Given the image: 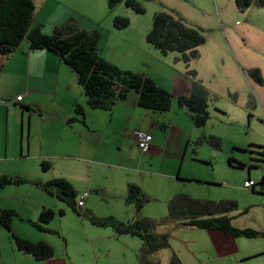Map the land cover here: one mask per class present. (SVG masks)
I'll return each mask as SVG.
<instances>
[{
  "label": "rangeland",
  "instance_id": "obj_1",
  "mask_svg": "<svg viewBox=\"0 0 264 264\" xmlns=\"http://www.w3.org/2000/svg\"><path fill=\"white\" fill-rule=\"evenodd\" d=\"M138 1L144 6L145 13H137L124 2L110 8L109 0H98V4L94 0L92 5L87 0H35V18L37 23H43L41 29L45 34H52L56 24L66 16H77L80 19L77 22L82 26L95 25L101 32L115 17L121 16L130 20L129 25L137 38L141 31L144 33L152 26L156 12H178L190 24L200 27L206 36V42L199 47L201 56L191 63V68L198 71V77L215 96L210 102L207 125L183 131L174 128L170 136L162 138L160 133L166 132L163 127L151 131L155 139L169 145L166 151L158 150L153 162L150 159L143 161L144 167L150 170L149 185L146 175L138 176L125 168L129 165L130 154H136L135 148L134 151L130 149L131 135L135 130L145 129L144 117L138 116L132 123L125 119L118 123L111 120L110 111L90 109L89 120L95 129L91 132L80 122L68 125L63 96L59 92L55 95L50 84L39 82L45 93L35 95L28 110L13 103L19 91L7 93V80L2 86L0 82V156H5V152L8 156L19 155L22 149L26 155L30 142L33 152L46 157L54 174L67 180L77 177L80 188L104 189V194L101 191L91 193L90 205L99 217L115 212L123 219L132 220L138 214L135 206L127 204L121 197L126 195L128 181L136 180L150 198L139 216L159 219L167 215L169 200L185 192L197 199L235 200L237 208L228 213L234 218L233 225L264 231V193L261 192L264 189L261 184L264 182V85H258L247 73L248 69L259 67L264 75V7L254 1L250 7L240 10L236 0ZM108 7L114 9L113 15L101 9L109 11ZM69 21L73 22L72 19ZM28 44L24 39L20 48ZM176 54L169 53L170 62L158 65V74L163 70L171 71L179 64L174 59ZM7 73L11 77L10 72ZM182 75L184 79L189 78L186 69ZM4 77L6 79V75ZM14 80L18 84L19 79L14 77ZM19 84L22 91L32 92V83L20 79ZM76 85L83 89L78 80ZM229 92L236 95L237 101ZM251 94L257 99L255 108L247 106ZM174 103L172 111L178 113L180 120L182 115L188 123L185 108L180 109L177 100ZM203 133L220 138L221 148H214L207 142L196 144V134ZM186 136H193L189 145ZM127 139L130 141L126 144ZM86 147L91 148L87 150ZM85 158L94 162L85 161ZM248 180L257 183L255 191L244 186ZM45 197L54 203L56 211L49 228L60 232L49 234L55 254L48 260H37L22 252L13 264H141L137 260V252L142 246L139 237L117 235L111 227H99L87 217H79L56 196ZM59 208L65 211L64 215L59 214ZM18 224L15 227L18 235L36 238L43 234L34 226ZM2 231L7 248L14 242L7 230L2 228ZM156 232L170 235L171 247L156 254L161 264H169L172 252H176L185 264H264V237L225 235L228 237L225 238L223 234L216 236L207 229L179 222L159 226ZM29 237L26 238L31 239ZM225 240L233 247L230 255L209 252L224 248Z\"/></svg>",
  "mask_w": 264,
  "mask_h": 264
},
{
  "label": "trees",
  "instance_id": "obj_2",
  "mask_svg": "<svg viewBox=\"0 0 264 264\" xmlns=\"http://www.w3.org/2000/svg\"><path fill=\"white\" fill-rule=\"evenodd\" d=\"M256 1L264 7V0H236L238 8L245 10ZM124 2L137 13H145L144 6L138 0H109V6L114 8ZM37 6L34 0H0V55L7 60L21 45L24 39L28 40L29 51L47 50L59 56L63 62L78 75L79 84L87 97V104L92 109L111 110L121 100L127 98L131 91L138 93V103L141 107L159 112L170 111L173 101L186 108L193 123L198 128H204L210 117L209 106L215 96L198 77V71L191 68V63L200 58L199 47L206 42L203 30L190 24L178 12L159 11L153 16L152 27L147 34V41L162 54L177 53L175 61H182L186 65V74L192 80L191 92L188 95L176 97L172 92L158 85L150 76L122 69L108 61L100 54L99 43L102 37L100 30H86L79 28L73 22H66L54 27L52 34H45L42 24L34 25ZM117 29L126 28L130 20L117 16L113 21ZM4 62L0 65V75ZM248 76L258 85H264V75L259 67L250 68ZM229 95H232L229 92ZM235 95V94H234ZM232 95V99L237 98ZM23 100V99H22ZM16 98L15 104L24 109L29 105L21 104ZM248 108L257 106L256 97L251 94L247 102ZM75 116L69 123L84 122L85 108L78 103L75 107ZM252 113H249L251 117ZM207 142L210 146L220 149L221 139L214 135L203 133L196 140L197 144ZM262 147V146H261ZM264 156V151L262 152ZM264 161V158H263ZM42 170L47 171L50 164L41 163ZM252 181V180H251ZM32 183L50 195H54L78 215L87 217L90 222L99 227H111L117 235L129 234L142 240V246L137 252V260L141 264H161L156 254L162 249L171 247L170 235L167 232L157 233L159 226L173 222L199 229L217 230L233 237H264V231L253 228H237L233 225V217L228 213L237 208V202L232 199L207 200L197 199L187 193H178L168 202V214L159 218L137 215L134 219L123 221L115 216L99 217L87 212L78 205V192L65 178H53L48 181L25 177L0 176V187L10 184L21 185ZM257 186V183H255ZM264 185V182L261 181ZM255 191L254 185L251 188ZM264 193V189H261ZM126 203L133 204L136 212L142 211L148 196L137 184H129ZM64 215L63 209L59 210ZM56 216V211L43 207L37 221L23 219L16 210L0 208V224L9 232L16 247L31 254L37 260L50 259L55 254V248L47 241H33L14 232L13 223L16 218L28 222L41 231L58 233L46 225ZM169 264H185L176 252H172Z\"/></svg>",
  "mask_w": 264,
  "mask_h": 264
},
{
  "label": "crops",
  "instance_id": "obj_3",
  "mask_svg": "<svg viewBox=\"0 0 264 264\" xmlns=\"http://www.w3.org/2000/svg\"><path fill=\"white\" fill-rule=\"evenodd\" d=\"M87 1H89L90 5H92V2L94 0H87ZM66 4L71 5L70 2H67ZM97 4H98V0H97ZM110 8L108 9L109 11H106L103 8L101 9L107 14L113 15L114 9L112 10ZM74 18L73 16H70V17L66 16V19L59 22V24H56V26L60 24H64L68 22L69 19H72L73 22L81 29H86V30L96 29L95 25L90 26V27L82 26L79 22H77V21H80V19L77 16H75ZM38 24H43V23L41 22L37 23L36 18H35L34 25H38ZM151 27L149 29H145L144 33L141 31L140 36L136 38L135 31L131 30L130 25L124 30L123 29L118 30L114 26L113 21L109 22L102 31V37L99 43L100 54L104 58H106L108 61L116 64L122 69L132 70L136 73L152 77L153 79H155L158 85L172 92L176 97H178L179 95L190 94L191 88H192V80L190 77L186 79L183 78L182 73H184L186 69V65L184 62L179 61V64L177 65L175 64L176 66H174L171 71L163 70L161 73L159 74L157 73L160 68L158 65L164 62H170V59H169V54L168 55L162 54L159 49L155 48L151 43L147 41V34L150 31ZM176 56L177 54L174 55V59ZM156 61H157L156 67L152 68L153 63H155ZM3 62H4V66H3L2 73L0 75L1 86L3 84H7V80H8L9 87L6 92L10 93L11 91H13L14 93V90L16 89L19 91L16 94V97L13 99V103H15L16 98L18 96L24 95L23 100L20 102L21 104L29 105L30 107L32 101L35 99V95L45 93L43 91L42 86L39 85V82H42L43 84H50L51 88L55 89V95L59 92L61 94V97L63 96V99L65 101L63 102L65 104L64 114L68 117V120H67L68 125L75 123L74 122L70 124L68 121L71 117L76 115L75 107L78 103H80L85 108L86 118L84 122H81V121H77V122L87 125V127L90 129L91 132H95V129L93 128L89 120L90 109L92 108H90L87 104V97L84 94L83 89H80L81 87H79L78 85L75 86L76 80H78V75L69 66H67L59 56L47 50L29 51V44H28L24 48L23 47L20 48L19 46V48L7 60H4V57L0 55V65ZM170 67L172 68V66ZM7 72H10L9 74H11L10 75L11 77L7 75L8 74ZM5 75H6V79H4ZM178 76H179V79H178ZM14 77L18 78L19 81L20 79H22L28 83L29 82L32 83L33 84L32 92H30L29 90L22 91L20 88H18V86H20L19 81H18V84H16V80H14ZM74 88H75L76 94H74ZM138 98H139L138 93L133 90L128 94L126 99L118 101L112 107L111 110H107L111 112V120H115L118 123H120L123 119H125L132 123L135 121V119L138 118V116L144 117L145 129L143 130L149 131L151 133L153 129L157 127H160V128L163 127V129L166 132L160 133L161 138L164 135L170 136L174 128H177L178 130L183 131L185 129H190V128H193V126H195L193 123V120L190 117V114H187L189 112L186 110V108H185V114L190 120L188 121V123H186V119L182 115H181V120H180L178 113H174L172 111L174 110L175 103L172 104L170 111L159 112V111L141 107L138 103ZM71 107H73L72 111H71ZM179 107L180 109L183 108L180 105ZM172 114L174 115V117ZM23 131H24V124H23ZM135 131L133 132V135H131L132 138H131L130 149L135 148L136 154H133V155L130 154L131 158L128 160L129 165L128 166L125 165V168L128 171L135 172L138 176L146 175L148 184H149L150 170L144 167L143 161L150 159V161L153 162L155 158L157 157L158 150L161 149L162 151L164 150L166 151L168 149L169 144L166 142L161 143L157 139H155V137L153 136V142H152L151 149L148 152L144 153L140 150V148L137 145ZM193 133L195 137V131H193ZM29 134L30 132H29V124H28V137L30 136ZM196 136H197V139L201 137L200 134H196ZM192 137L193 136L185 137L186 143L188 145L191 142ZM181 138H184V137L182 136ZM129 141L130 140L127 139L126 144ZM134 143H136L135 146H133ZM118 145L121 147L122 143ZM90 148L86 147L87 150H89ZM194 151L195 150H193V152ZM6 153L7 152H5V156H0V164H1L0 176H11V177L19 176V177H25V178H30V179H41L43 181H48L53 178H63L53 173L50 163H49L50 164L49 170L47 171L42 170L41 163L43 161H47L46 157L43 156L42 154H39V152L37 153L33 152L30 142L27 147L26 155L24 154V149L21 150V153H19V155L8 156ZM138 156L139 158H137ZM85 161L94 162V160L90 158L89 159L85 158ZM68 181L73 185L75 190L78 192V201L84 193L86 192L88 193V197L85 200L84 208L86 210V213L92 212L95 214L93 210V206L90 205V203L92 202L91 193L92 192L98 193V191H101L104 194V189L97 188V187H89L88 189L84 187L80 188L77 177L69 179ZM131 183L139 185L144 191V193L147 195L148 192H146V189L140 182L136 180L128 181L127 183L128 186ZM254 188H256L255 184H254ZM127 191H128V187H127ZM181 193H185V192H181ZM47 195L49 196L50 194L43 191L41 188L37 187L36 185L32 183H25L21 185L10 184L5 187H0V208L14 209L18 212V214L23 219H31L33 221H37L43 207H49L55 210L54 203L45 197ZM51 196H53L51 198L55 197L54 195H51ZM126 196H127V192H126L125 197H121V200H124L126 202L125 200ZM149 201H150V198H149ZM58 207H61V206H58ZM138 214L140 215L141 212H139ZM138 214H136L134 218ZM114 215L116 218L123 220V221L130 220V219H123L119 217L115 212H111V214H109L108 216H114ZM228 216L230 215L228 214ZM79 217H82V216H79ZM87 220L89 219L87 218ZM18 222L29 224L28 222H25V221H22L16 218L13 223L14 232L16 231L15 227H16V224H18ZM29 225L32 226L31 224ZM50 225L51 224L49 223L46 226L49 227ZM2 228L4 227L0 224V264H13L15 259L18 256H21L22 251H20L16 247L15 243H12L10 239H9V242H11L10 243L11 245L6 248V245H5L6 241L3 239ZM51 229H55V228H51ZM209 231L214 232L216 236L219 234H223L225 238H228L225 235L231 236L227 233L217 231V230H209ZM39 232H42L43 234L37 235L36 238H31L29 236H26V237H29L35 241L44 240L53 245V242L49 239V234H52L51 232H46V231H41V230H39ZM58 233L60 234V232ZM7 234H9L8 231H7ZM124 235H129V234H124ZM224 243H225L224 248L219 247L216 249H211L209 252H212L214 254L219 253V255H230L233 247H230L229 242L227 240H225ZM232 243H235V242L232 241Z\"/></svg>",
  "mask_w": 264,
  "mask_h": 264
},
{
  "label": "built area",
  "instance_id": "obj_4",
  "mask_svg": "<svg viewBox=\"0 0 264 264\" xmlns=\"http://www.w3.org/2000/svg\"><path fill=\"white\" fill-rule=\"evenodd\" d=\"M24 95H20L17 97L18 100H22ZM137 145L142 152H148L151 149L152 142H153V135L149 131H135ZM254 185L253 181L249 180L246 181L245 187L252 188ZM88 197V193H84L82 197L78 201V205L83 207L85 206V200Z\"/></svg>",
  "mask_w": 264,
  "mask_h": 264
}]
</instances>
